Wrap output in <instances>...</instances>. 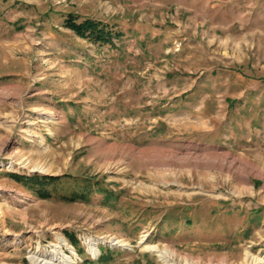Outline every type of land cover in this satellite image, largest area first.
Instances as JSON below:
<instances>
[{
  "label": "rangeland",
  "instance_id": "374dc122",
  "mask_svg": "<svg viewBox=\"0 0 264 264\" xmlns=\"http://www.w3.org/2000/svg\"><path fill=\"white\" fill-rule=\"evenodd\" d=\"M69 13L125 36L99 47ZM64 231L111 264H264V0H0V264H83Z\"/></svg>",
  "mask_w": 264,
  "mask_h": 264
},
{
  "label": "trees",
  "instance_id": "16d2710c",
  "mask_svg": "<svg viewBox=\"0 0 264 264\" xmlns=\"http://www.w3.org/2000/svg\"><path fill=\"white\" fill-rule=\"evenodd\" d=\"M63 25L66 29L73 32L78 38L82 40H87L92 44L98 45L99 47L111 46L115 47V41H121L125 36L124 30L119 26H111L106 24L101 20H97L91 17H80L73 13H69L65 16L63 20ZM17 183L26 187L28 190L34 192L38 197L43 199H50L57 193L64 190V179H71L75 181L84 182L82 188H79L77 184L72 189L69 194H65L63 199L68 202L90 201L93 195V188L97 187V192L99 195H103V200L107 205L115 206L114 201H118L119 197L114 194L111 189L106 186L107 183L104 180H99L98 178L92 179L91 177H80L76 178L70 175L63 176H52V175H21L17 173L9 174ZM105 183V184H104ZM109 186V185H108ZM166 217L160 222L161 232L168 234L180 227H190L193 224L192 218L188 215L181 214L173 223L170 224L165 221ZM174 226L177 228L175 229ZM180 228V229H181ZM251 228L248 229L250 231ZM65 237L74 247L76 253L82 258L83 264H111L115 259L116 250H111L109 248H102L100 257L97 260H92L91 258L85 257V251L80 246L79 240L75 235L68 231H64ZM121 253L120 251H117Z\"/></svg>",
  "mask_w": 264,
  "mask_h": 264
},
{
  "label": "bare ground",
  "instance_id": "6f19581e",
  "mask_svg": "<svg viewBox=\"0 0 264 264\" xmlns=\"http://www.w3.org/2000/svg\"><path fill=\"white\" fill-rule=\"evenodd\" d=\"M66 245V243H63L62 246ZM90 250L92 251L93 255H95L97 253L95 247H94V244L91 245L90 247ZM62 257V255H61ZM65 258V257H64ZM60 259V258H57V259H53L50 261V260H46L45 258L43 259H40V257L36 258L34 257L33 258V264H72V262L69 260V259Z\"/></svg>",
  "mask_w": 264,
  "mask_h": 264
}]
</instances>
